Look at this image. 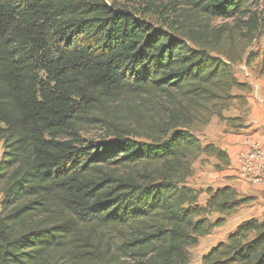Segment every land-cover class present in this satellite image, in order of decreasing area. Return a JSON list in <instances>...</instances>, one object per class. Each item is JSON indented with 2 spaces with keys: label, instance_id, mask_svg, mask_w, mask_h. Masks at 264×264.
<instances>
[{
  "label": "trees",
  "instance_id": "trees-1",
  "mask_svg": "<svg viewBox=\"0 0 264 264\" xmlns=\"http://www.w3.org/2000/svg\"><path fill=\"white\" fill-rule=\"evenodd\" d=\"M175 4L206 22L169 17ZM168 9L0 0V264H188L251 201L188 180L201 156L215 171L229 164L196 134L212 118L244 128L224 113L249 91L233 67L264 28V0ZM201 263L264 264V217L240 222Z\"/></svg>",
  "mask_w": 264,
  "mask_h": 264
},
{
  "label": "crops",
  "instance_id": "crops-1",
  "mask_svg": "<svg viewBox=\"0 0 264 264\" xmlns=\"http://www.w3.org/2000/svg\"><path fill=\"white\" fill-rule=\"evenodd\" d=\"M247 68L244 70V77L238 79L239 82L247 83L249 86L248 93L244 94V103L235 101L224 113L227 118H242L244 128L233 132L231 129H227L225 123H220L216 118H213L201 133V139L207 140L206 144H213L227 154L228 166L223 170L215 171L213 165L207 166V162L200 161L208 159L213 160V164H215V159L202 156L199 158V162H201L200 165L207 166L204 169L205 172L198 171L196 177L201 176V178L195 179L193 182L195 177L193 171V175L189 179V185L195 189H198L199 185L197 184L202 182L210 184L205 188L215 189L227 185L234 188L239 196L250 198L251 201L238 211H241L242 214L239 222L264 217V179L258 181L252 179L245 172L246 164L240 159L242 155L251 154L255 144L264 143V78L261 76H258L257 79L252 78L251 73L246 70ZM197 165L195 162L192 168L194 169ZM210 168L213 169L212 174H207L206 171H209ZM202 195L206 197L205 193ZM237 225L238 222L234 223L227 233L235 229Z\"/></svg>",
  "mask_w": 264,
  "mask_h": 264
},
{
  "label": "rangeland",
  "instance_id": "rangeland-1",
  "mask_svg": "<svg viewBox=\"0 0 264 264\" xmlns=\"http://www.w3.org/2000/svg\"><path fill=\"white\" fill-rule=\"evenodd\" d=\"M103 1H105L107 4H111L112 1H114V0H103ZM132 1L134 2L136 0H132ZM148 1L153 2L154 5L156 7H158L159 9H167V10H169L168 7L170 6V4L172 2H174V0H148ZM115 2L118 4H123V3H125V0H115ZM169 17H171L173 19L177 18L179 20V22H181L182 24H184L186 26H190L191 24H194L196 21L201 22V23L206 22L205 19L197 16L190 9H187L185 7H180L177 4H175V6L171 8V11L169 13ZM221 23H223V22L217 20V21H211L209 24H210V27L212 28V27H216V26L220 25ZM246 57H248V60H250L249 64L244 63V60ZM262 58H264V28L261 30L259 37L256 40H254L253 43L247 48L246 54L244 55L243 60L240 63H237L234 65L233 71L235 73L237 80L244 77V70L247 67L248 68L246 70L251 73L252 78L257 79L258 76H261L262 78H264V73H263V75L259 74V65H260ZM243 66H246V67H243ZM220 123H224V122H220ZM203 130H204V128L199 133H197L196 135L200 139L202 144L204 145L207 143V140L201 139L202 138L201 133L203 132ZM1 153H2V146L0 143V157H1ZM200 161L202 163L207 162L206 163V164H208L207 166H212V165L214 166L213 160L207 159V160H200ZM196 162L198 165L196 167H194V169H193L194 176H195L193 179V182H195L194 181L195 179L201 178V176L196 177L197 172L198 171H200L201 173L205 172L204 169H206V167H207V166H204L202 164L200 165L201 162H199V159ZM212 171H213V169L210 168L209 171H206V173L212 174ZM189 182L190 181L188 180V183ZM197 185H199L198 186L199 190L204 191L206 189L205 187L207 185H210V184L207 182L206 183L202 182V183H199ZM205 200H206V197L201 194V196L199 197V204L204 205ZM238 211L235 214L228 217L222 226L215 228L211 232L210 235L202 237L198 240L197 246H195L194 248H191L189 250L190 261L188 264H202L201 263L202 256L205 255L216 244H218L219 242L224 241L226 239L227 234L230 233V232L227 233V231L231 230L230 228L234 225V223L238 222V224H239L241 222V221L239 222V220H240L242 214H241V211L240 212H238ZM214 217H216V216H213L211 219L212 220L215 219ZM260 219H262V218H260Z\"/></svg>",
  "mask_w": 264,
  "mask_h": 264
},
{
  "label": "built area",
  "instance_id": "built-area-1",
  "mask_svg": "<svg viewBox=\"0 0 264 264\" xmlns=\"http://www.w3.org/2000/svg\"><path fill=\"white\" fill-rule=\"evenodd\" d=\"M241 161L246 164L245 172L258 181L264 179V143L255 144L253 152L249 155H242Z\"/></svg>",
  "mask_w": 264,
  "mask_h": 264
}]
</instances>
